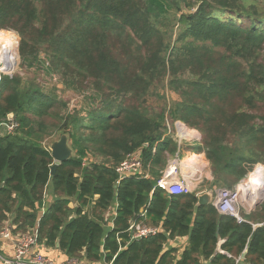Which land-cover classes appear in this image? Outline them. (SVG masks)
Segmentation results:
<instances>
[{"label": "trees", "instance_id": "16d2710c", "mask_svg": "<svg viewBox=\"0 0 264 264\" xmlns=\"http://www.w3.org/2000/svg\"><path fill=\"white\" fill-rule=\"evenodd\" d=\"M257 1L0 0V30L19 34L21 65L57 75L95 103L86 115L70 112L34 80L3 78L0 125L14 114L19 128L0 133V230L13 214V234L39 227L41 244L91 262L105 252L112 264H264V202L239 224L200 206L196 194L170 196L157 186L183 148L168 135L169 119L202 134L185 149L206 155L211 188L231 189L264 166V1ZM167 90L177 98L166 102ZM54 134L69 136L74 157L52 176L43 142ZM138 151L149 177L117 186V167ZM48 189L56 199L37 224ZM134 219L160 232L133 241ZM184 237L179 253L172 243Z\"/></svg>", "mask_w": 264, "mask_h": 264}, {"label": "built area", "instance_id": "2783aa9c", "mask_svg": "<svg viewBox=\"0 0 264 264\" xmlns=\"http://www.w3.org/2000/svg\"><path fill=\"white\" fill-rule=\"evenodd\" d=\"M1 34L5 37L0 38V85L2 84L4 77L13 78L19 66V52L17 46L19 40L17 35H13L10 32H4L3 30L0 31V35ZM55 80L57 79L55 78ZM18 128L19 124L15 121V119L5 121L0 125V130L7 134H15ZM194 139L195 138L191 137L187 141H194ZM156 151L157 148L155 147L153 153L155 154ZM188 159H194L193 161L195 162L202 161L206 163L204 157L200 154H193V157H189ZM207 166L205 168V172L207 170ZM190 170H193V168L191 167L188 172L183 170V166L182 163L180 164L179 158L177 161H171L167 168L162 172V176L158 181L157 186L166 191L170 196L192 194L199 196L204 192H199L197 189L195 190V188H197L198 183L202 182L204 179L203 171L200 173L195 170V177L197 178L194 179L191 176L193 171L190 173ZM116 172L119 177L117 186L127 179L149 177L145 171L141 151L128 154L117 167ZM194 182H196V184ZM255 184L258 185L254 186L255 188H252ZM262 197H264V169L255 167L233 188H217L213 204L221 215L234 218L239 224H244L250 223L245 218V215L251 214V212L264 202ZM252 225L254 228H257L263 224ZM129 231L132 233L133 241L156 236L160 232L158 227L148 226L138 222L132 223ZM10 234L11 231L9 227L2 231V236L4 238H10ZM38 239V232L24 235L19 240L12 258H7L2 252H0V264H85L83 260L79 258H71L63 263L53 261L42 253L36 251ZM240 260L241 258L238 262ZM110 264H112V262Z\"/></svg>", "mask_w": 264, "mask_h": 264}, {"label": "rangeland", "instance_id": "374dc122", "mask_svg": "<svg viewBox=\"0 0 264 264\" xmlns=\"http://www.w3.org/2000/svg\"><path fill=\"white\" fill-rule=\"evenodd\" d=\"M259 1V0H258ZM257 1V2H258ZM264 0H260V2H262ZM251 4L254 3V0H250ZM259 6V3L256 5ZM259 11H261V9H259ZM1 31V30H0ZM4 32H10L13 35H17L18 37V52H19V45H20V41L21 38L19 36V34L13 30H3ZM12 35V36H13ZM42 59L41 60H45V54L42 53L40 56ZM18 61H19V66L17 68V72L15 73V75H18L20 77H22L24 79V81H30V80H34L36 83H38L40 86H42L43 90L47 93L52 92L55 93L57 95H59L61 98H63V100L65 102L68 103V107L70 112H72L73 110H80L82 111L83 115H86L88 110L95 105V103H93L89 98L91 97L90 92H87L85 94H79L78 92L75 93L73 91L67 90L64 86L61 85V83L59 82V78L57 75H53L52 77H49L48 75H46L43 71L39 72L41 74V76L39 77V74L34 73V70H27L25 69L21 64V58L18 54ZM46 62V60L44 61ZM49 62L47 61L45 64V67H48ZM44 69V68H43ZM46 69V68H45ZM55 78L57 80H55ZM166 95V102H169L170 100H175L177 98V96L175 94H171V92H169L167 90V92H163ZM178 123L183 124L182 122H176V123H171V120L169 119L167 122V131H168V135H170L172 138H174V140L179 144V146L181 145L183 148L180 149V151L177 153V155L175 157L170 158L169 163L171 161H177L178 158L180 159V164L187 160L189 157L192 158L193 154H199L197 152H188L185 148L186 146H196L195 144L200 143L202 141V134L198 131V130H194V129H190L185 125L189 130H193L197 133L194 134H198L195 136V139H199L200 140L198 142L196 141H187L188 139H190L191 137H183L181 136V134L179 133V129H178ZM192 131V132H193ZM183 134H185L182 131ZM191 135V133H189ZM61 138V137H60ZM59 135L58 134H54L53 136H49L48 138L44 139V145L50 150V146L54 143L60 140ZM181 138V139H179ZM182 140V141H181ZM70 145V143H69ZM200 154H204V153H200ZM190 155V156H189ZM206 157V156H205ZM194 160V159H193ZM197 160V159H196ZM206 163H207V158H206ZM200 162V161H199ZM168 163V164H169ZM88 165V162L86 163ZM208 164V163H207ZM256 168L260 167L264 169L263 165H257L255 166ZM254 167V168H255ZM184 170V169H183ZM193 171V172H192ZM190 173L192 172L191 176L192 178L196 179L197 177H195V170H190ZM188 173V174H190ZM204 179L202 182L198 183L197 188H195V190L197 189V191L199 192H206L209 191L211 188V183L213 182L214 178L212 176V170H211V165L210 168L206 170V172L204 171ZM207 175H211L213 180L209 181L207 179ZM196 184V182H194ZM215 188V187H213ZM262 200H264V197H262Z\"/></svg>", "mask_w": 264, "mask_h": 264}, {"label": "crops", "instance_id": "0c3cea01", "mask_svg": "<svg viewBox=\"0 0 264 264\" xmlns=\"http://www.w3.org/2000/svg\"><path fill=\"white\" fill-rule=\"evenodd\" d=\"M183 125V124H181ZM184 126V125H183ZM188 129V128H187ZM191 131V130H189ZM2 132V130H0V133ZM192 132V131H191ZM195 138V137H193ZM197 140V141H196ZM200 140L199 139H194V141L198 142ZM204 157V159L206 160V155L205 154H200ZM190 156V155H189ZM170 160V159H169ZM169 163V161H168ZM207 168L209 169L210 168V162L207 161ZM168 166V165H167ZM146 174H148L149 176V173H147L146 171ZM207 179L209 181H212L213 178L211 175H207ZM198 197V196H197ZM44 203H43V207L41 208V211H40V217H39V220L37 222V224L40 223L41 219L44 217V215L46 214L47 210L49 209L50 205L54 202V200L56 199L55 196H53V194L50 192V190L48 189L47 192L45 193V197H44ZM99 196H96L95 199H98ZM214 206V204H212ZM77 206V203L76 201H71V203L69 204V207L71 209H74L76 208ZM118 209H119V203L116 202L109 210L108 214H107V228L108 229H112L114 227V222H115V219L117 217V214H118ZM9 216V220L4 224L5 225V228L9 227L10 231H11V234H10V238H4L2 236V231H4L5 228L1 229L0 230V252L3 253L4 256H6L7 258H12L13 255H14V252H15V249L19 243V240L24 236V235H27V234H32L34 232H38V235H39V227H36L32 232H29V233H26V234H22V235H15L12 233V220H13V217L15 215L13 214H10L8 215ZM138 223H143V222H138ZM144 224V223H143ZM258 225V224H256ZM160 230V229H159ZM40 239V238H39ZM39 239H38V244H37V247H36V251L37 252H40L42 253L43 255H45L46 257L52 259L53 261L55 262H66L67 260L71 259L69 257H67L60 249H59V246L57 245L56 247H46L45 244H41L39 242ZM225 240H220L219 242V245H218V248H217V251L220 252V253H223L222 249H221V246L224 244ZM173 245L175 246H179L180 248V252L179 253H182L183 250L188 246L189 244V238L188 237H184V238H179L177 239L175 242L172 243ZM105 255L106 253L104 252L103 253V256H102V260L101 261H97V262H91L89 260H83V262L85 264H110L108 262H106L105 260ZM205 264H207L205 262Z\"/></svg>", "mask_w": 264, "mask_h": 264}, {"label": "water", "instance_id": "95a60500", "mask_svg": "<svg viewBox=\"0 0 264 264\" xmlns=\"http://www.w3.org/2000/svg\"><path fill=\"white\" fill-rule=\"evenodd\" d=\"M13 119H14V114H10L8 120L11 121ZM50 151L55 162V164L52 166V173H51V175L54 176L60 164H63L64 162L74 157V151L69 145V136L67 134L62 135L59 141L54 142L50 146ZM3 187L4 184L0 186V189H2ZM216 189L217 187L212 188L209 191L200 194L198 196V204L200 206L212 205L214 201V195ZM142 212H144V210H142ZM134 222H137L136 219L132 221V223ZM245 256H246V251L241 257V259L244 260Z\"/></svg>", "mask_w": 264, "mask_h": 264}, {"label": "bare ground", "instance_id": "6f19581e", "mask_svg": "<svg viewBox=\"0 0 264 264\" xmlns=\"http://www.w3.org/2000/svg\"><path fill=\"white\" fill-rule=\"evenodd\" d=\"M0 38H3V37L0 36ZM178 129H179V133L183 137H192V136L198 135V134H194V133H197V132H195L193 130H191L193 132L189 131V129H187V127L185 125L184 126L181 125V123H178ZM182 131L185 134H183ZM189 133H191V135ZM182 166H183V169H184L185 172H188V170L192 167L193 170H196L197 172H200V173L203 171V173H204L205 168L207 166V163L202 162V161L195 162V161H193V159H187V160L182 162ZM257 185L258 184L253 185L252 188H255L254 186H257Z\"/></svg>", "mask_w": 264, "mask_h": 264}]
</instances>
